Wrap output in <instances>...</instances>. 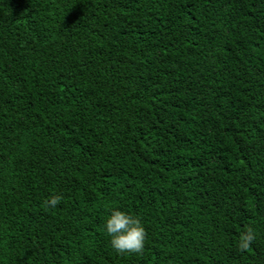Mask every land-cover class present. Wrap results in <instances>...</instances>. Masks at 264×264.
<instances>
[{"label":"trees","instance_id":"1","mask_svg":"<svg viewBox=\"0 0 264 264\" xmlns=\"http://www.w3.org/2000/svg\"><path fill=\"white\" fill-rule=\"evenodd\" d=\"M0 264H264V0H0Z\"/></svg>","mask_w":264,"mask_h":264},{"label":"clouds","instance_id":"2","mask_svg":"<svg viewBox=\"0 0 264 264\" xmlns=\"http://www.w3.org/2000/svg\"><path fill=\"white\" fill-rule=\"evenodd\" d=\"M62 199L59 194L51 195L43 200L42 207L55 209ZM104 228L110 237V245L117 254H143L147 232L139 218L120 210H112ZM255 239L254 229L251 226L246 227L239 234L237 249L247 252Z\"/></svg>","mask_w":264,"mask_h":264}]
</instances>
